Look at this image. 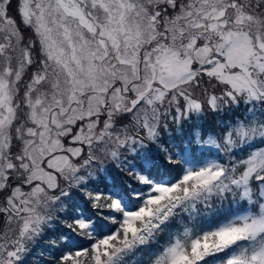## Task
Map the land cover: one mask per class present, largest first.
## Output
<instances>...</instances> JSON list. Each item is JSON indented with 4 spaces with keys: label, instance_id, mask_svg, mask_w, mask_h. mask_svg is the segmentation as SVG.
<instances>
[{
    "label": "snow or ice",
    "instance_id": "obj_1",
    "mask_svg": "<svg viewBox=\"0 0 264 264\" xmlns=\"http://www.w3.org/2000/svg\"><path fill=\"white\" fill-rule=\"evenodd\" d=\"M0 264H264V0H0Z\"/></svg>",
    "mask_w": 264,
    "mask_h": 264
}]
</instances>
